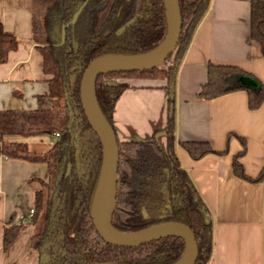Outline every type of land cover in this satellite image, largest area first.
<instances>
[{
    "label": "trees",
    "instance_id": "obj_1",
    "mask_svg": "<svg viewBox=\"0 0 264 264\" xmlns=\"http://www.w3.org/2000/svg\"><path fill=\"white\" fill-rule=\"evenodd\" d=\"M210 0H180L183 30L176 52L156 69L108 73L95 86L99 107L114 130L120 150L117 202L113 226L123 233L178 222L196 237L199 257L207 264L212 254V222L205 202L182 166L176 152L180 145L194 160L215 151L206 141H177L174 89L178 68L199 25L206 17ZM251 38L264 57V0H251ZM167 35L164 0H32V36L49 77V108L0 111V155L15 160L45 164L48 180H38L34 225L43 217V228L35 233L32 247L38 264H175L184 254L185 242L169 237L139 247H116L98 235L91 216L99 182L103 151L98 136L85 116L81 102L84 72L95 59L107 55H139L158 47ZM20 41L6 32L0 20V64L8 62ZM255 82L254 87L243 83ZM128 80L165 82L169 94L167 136L163 148L155 138L148 141L120 140L114 126L115 107L130 85ZM245 91L250 110L264 104V84L242 68L209 63L206 82L198 98L212 100ZM25 138L57 136L53 148L34 152L25 142H8L9 136ZM243 151L233 160L236 177L249 183L264 180L249 176L240 159L246 140L237 136ZM23 224L4 229L3 250L17 240Z\"/></svg>",
    "mask_w": 264,
    "mask_h": 264
},
{
    "label": "crops",
    "instance_id": "obj_2",
    "mask_svg": "<svg viewBox=\"0 0 264 264\" xmlns=\"http://www.w3.org/2000/svg\"><path fill=\"white\" fill-rule=\"evenodd\" d=\"M251 0H210L206 17L196 30L178 68L174 99L176 139L206 141L220 153L194 160L180 145L176 152L189 172L210 213L212 254L207 264H264V180L249 183L235 176L233 160L246 140L240 159L246 173L256 178L264 167V104L250 110L245 91L212 100L198 98L206 82L208 65L238 66L264 84V57L252 40ZM0 20L6 32L20 41L5 64H0V111L49 108V77L32 36V0H0ZM128 80L114 112L120 140L148 141L165 148L168 143L169 94L165 82ZM53 144L44 137L24 141L34 152ZM8 142H17L11 136ZM45 164L8 159L0 155V264H38L32 247L36 225L30 223L38 180H48ZM23 224L13 246L3 250L4 229Z\"/></svg>",
    "mask_w": 264,
    "mask_h": 264
},
{
    "label": "water",
    "instance_id": "obj_3",
    "mask_svg": "<svg viewBox=\"0 0 264 264\" xmlns=\"http://www.w3.org/2000/svg\"><path fill=\"white\" fill-rule=\"evenodd\" d=\"M167 20V35L155 49L139 55H107L92 61L86 68L81 83V102L85 116L98 136L103 151V163L99 182L92 203L91 216L99 237L116 247L134 248L169 237L181 238L185 251L175 264H196L199 248L192 230L185 224L165 222L146 229L123 233L113 226L117 202V184L120 165V150L117 136L103 115L95 93L99 76L108 73H130L153 70L163 66L176 52L183 30L180 0H164ZM243 83L254 87L255 82L244 78ZM113 264V263H92Z\"/></svg>",
    "mask_w": 264,
    "mask_h": 264
},
{
    "label": "rangeland",
    "instance_id": "obj_4",
    "mask_svg": "<svg viewBox=\"0 0 264 264\" xmlns=\"http://www.w3.org/2000/svg\"><path fill=\"white\" fill-rule=\"evenodd\" d=\"M147 82H152V81H147ZM11 138H13L14 140H16L17 142H20L22 140L24 141L26 139L25 137L20 136V135H14V136H11ZM43 140H44V143L45 144H51V143L53 144L54 137L53 136H45V138ZM43 224H44V219L42 217L40 219V221L36 225V233H39L42 230Z\"/></svg>",
    "mask_w": 264,
    "mask_h": 264
},
{
    "label": "built area",
    "instance_id": "obj_5",
    "mask_svg": "<svg viewBox=\"0 0 264 264\" xmlns=\"http://www.w3.org/2000/svg\"><path fill=\"white\" fill-rule=\"evenodd\" d=\"M33 214H34V209H32V210L30 211V214H29V216H30V217H32V216H33Z\"/></svg>",
    "mask_w": 264,
    "mask_h": 264
}]
</instances>
